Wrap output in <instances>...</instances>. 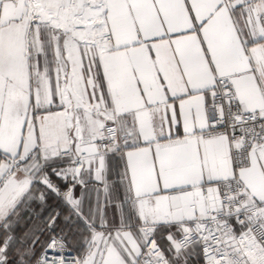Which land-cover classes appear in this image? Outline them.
Segmentation results:
<instances>
[{"label":"snow or ice","instance_id":"1","mask_svg":"<svg viewBox=\"0 0 264 264\" xmlns=\"http://www.w3.org/2000/svg\"><path fill=\"white\" fill-rule=\"evenodd\" d=\"M0 264H264V0H0Z\"/></svg>","mask_w":264,"mask_h":264}]
</instances>
